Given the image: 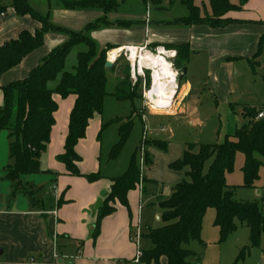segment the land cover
Returning <instances> with one entry per match:
<instances>
[{
    "label": "crops",
    "instance_id": "1",
    "mask_svg": "<svg viewBox=\"0 0 264 264\" xmlns=\"http://www.w3.org/2000/svg\"><path fill=\"white\" fill-rule=\"evenodd\" d=\"M161 1L154 0V4H161ZM2 2L6 6V12L0 16V46L17 39L23 31L35 33L42 28V23L31 15L20 16L14 9L12 0ZM28 2L35 10L48 16L50 22L59 28L48 32L43 46L2 75V86L28 76L44 56L69 39L71 32L84 31L89 24L105 20L108 24L103 23L88 32L99 51L107 46H113V50H117L116 48L126 45H144L147 42L165 46L186 43L190 47L191 55L190 61L185 65L188 67L185 79L192 59L201 56L203 63H207L208 80L212 84L210 89H213L215 103L226 102L231 108L232 121L225 132V138L227 135H233L237 128L248 122L244 113L245 106L264 111V76L262 81L258 77V69H264L261 56L256 59L259 62L257 73H254L249 63V59H253L257 53L259 39L264 34V0H248L241 9L229 13L231 23L218 28L205 24L185 26L174 23L184 16L169 19L161 16L151 18L149 12L148 18V14L120 12L118 8L110 12L98 8L67 9L62 0ZM75 64L76 62L68 71L72 70ZM183 79L174 107L162 108L171 110L168 114H173L175 107L177 114L189 112L192 103L187 105V100H193V104H196L199 99L198 95L192 94L198 92L195 85ZM239 79L241 83H238ZM118 85L117 77V84L112 91H115ZM259 87L262 93L257 95L256 90ZM53 98L58 104L54 113L55 124L48 148L40 157L42 170L49 172L22 177V182L27 188H42L38 191V199L41 200L38 207L32 205L29 197L21 191L14 196V187L5 177L7 166L13 163L9 150V133L6 130L0 132V264H133L137 245L131 240V235L138 228L141 232L139 244L142 250L153 247L143 235L150 228L164 225L161 219L163 210L159 201L171 195L179 182L188 179L189 167L177 170L172 168V163L182 158L188 144L192 142L177 143L173 135L165 138L151 137V141L166 142V148L162 149L153 143L148 145L147 153L151 164L147 165L142 173V187L138 185L128 192L127 206L116 202V210L102 219L99 233L94 237L98 209L111 191L112 179L123 174L130 162L129 159L126 164L119 166L116 163L117 158L111 157L107 166L102 162L104 132L110 128L111 122H115L119 117H112L109 124L104 126L102 113L94 114L89 121L86 136L76 146V151L81 157L78 168L82 175H72L66 165L58 160V155L64 152L70 113L77 96L70 94L63 98L54 93ZM1 101L0 96V103ZM197 120L200 125H204L201 119H195L193 122ZM143 121L145 122V118ZM160 130H165V127L162 126ZM157 132L156 128H152V133ZM109 137L108 143H113L115 133L112 132ZM111 151L109 150L110 156ZM258 158L263 162V166L253 187L244 186L242 168L245 155L242 152L237 153L235 169L226 174V182L235 188V198L238 201L258 202L264 211V158ZM96 172H101L102 177L94 182L84 176ZM45 183H48L47 190L44 189ZM47 194H50L52 199L49 205L45 201ZM206 214H209V217L203 219L202 240L192 241L186 247L199 256V264H236L240 250L249 244V228L238 222L236 231L225 242L219 243V228L214 224L216 211L209 208ZM210 222H213L212 227ZM149 264L169 263L168 258L162 256L157 262L151 261ZM237 264H264V237L261 245L252 248L245 259Z\"/></svg>",
    "mask_w": 264,
    "mask_h": 264
},
{
    "label": "trees",
    "instance_id": "2",
    "mask_svg": "<svg viewBox=\"0 0 264 264\" xmlns=\"http://www.w3.org/2000/svg\"><path fill=\"white\" fill-rule=\"evenodd\" d=\"M62 1L67 9L98 8L105 12L116 10L120 4L119 0ZM247 1L239 0L238 4H234L231 0H209L212 12L202 15L194 0H182L189 14L174 23L185 26L205 24L213 28L223 27L232 22L227 14L241 9ZM12 5L20 16L28 14L41 22L42 28L35 33L23 31L17 39L0 46V80L5 72L18 66L26 56L43 46L48 32L59 28L50 22L48 16L35 10L28 0H12ZM5 12L6 6L0 0V16ZM101 22L89 24L84 31L71 32L69 39L44 56L28 76L0 85V132L6 130L9 133V150L13 160L6 168L5 177L14 187V196L18 191L23 192L35 207L41 204L37 193L42 188H27L22 182V177L49 172L42 170L40 157L48 148L55 124L54 113L58 104L53 94L58 93L63 98L70 94L77 96L70 113L64 152L58 155V160L66 165L70 174L78 176L82 175L78 168L81 157L76 151V146L86 136L89 121L94 114L102 113L104 98L113 95L118 100H133L137 97L138 88L132 89L131 84L127 89L108 90L107 53L115 47L107 46L99 51L96 42L88 34L103 23L108 24L105 20ZM79 45H85L86 49L77 53L76 64L68 71L67 58ZM166 47L177 50V68L188 64L191 55L188 44H168ZM263 48L264 34L259 39L257 53L253 59H249L254 73H257L259 67L256 59L261 56ZM244 108L248 122L237 128L233 135H227L222 143H189L182 158L172 163V168L177 170L189 167V180L179 182L171 195L159 201L163 210L161 219L164 225L150 228L143 235L153 245L151 249L143 251L145 263L157 262L160 257L166 256L169 264H199V256L186 246L192 241L202 240L203 219L209 208L216 211L214 224L219 228V243L225 242L236 231L238 222L250 230L249 244L240 250L236 264L243 261L252 248L261 245L264 237V211L258 202L238 201L235 198V188L226 182V174L235 169L238 152L245 155L242 168L245 187L254 186L263 166L258 156L264 158V117L257 118L261 112L260 108ZM133 125V119L129 118L121 126L120 139L112 148L111 158L119 156ZM150 143L162 149L167 146L166 142L160 140H152ZM137 151L132 155L126 171L112 179L111 191L98 209L94 237L99 233L102 219L116 210V202L127 206L128 192L143 182ZM211 158L213 160L205 172L206 162ZM146 162L151 164L148 153ZM84 176L94 182L100 179L102 174L96 172Z\"/></svg>",
    "mask_w": 264,
    "mask_h": 264
},
{
    "label": "rangeland",
    "instance_id": "3",
    "mask_svg": "<svg viewBox=\"0 0 264 264\" xmlns=\"http://www.w3.org/2000/svg\"><path fill=\"white\" fill-rule=\"evenodd\" d=\"M231 1L236 3L239 2V0ZM119 2L120 4L118 6V9L120 12H137L139 14L143 13L144 15L148 14V4L146 3L150 2L149 12L151 14V18H159L158 16H161V18L169 19L174 18V16H186L189 13L187 6L182 3V0H162L161 4H154V0H146V3L140 0H119ZM194 2L197 6L199 5L200 13L202 15L207 14V11L211 14L212 11L209 0H194ZM227 16H229V13L227 14ZM84 48L86 49L85 45H79L74 48L72 53L67 58L66 70H69L70 66L76 62V54L79 52V50H85ZM260 60L264 65V51L260 57ZM249 73L253 75L251 72ZM263 76L264 69H262L261 67L258 69V77L261 81ZM107 77V87L109 91L114 90V87L117 84L118 77V88H120V90L127 89V87H129L128 85L131 84L132 89H135V87L136 89L138 88V94L137 97H135L133 100H118L113 95H108L104 98L102 110L104 125H108L112 117H119V119L115 122L112 121L113 124L111 122L110 128L104 132L102 138L104 142L102 158L104 166H107L106 164L108 163V159L111 157L109 155V150L111 151L110 148H112V144H116L120 139L119 134L121 126L129 118L133 119L134 125L126 144L117 157L116 163L119 166L122 164H126L129 159H131L137 145H139L140 147L141 145L142 147L146 146L147 153V148L151 141L150 138H154L153 136H161L162 138H165L173 135V138L177 143H185V141L192 143L223 142L225 138V132L231 125L230 122L232 121L231 108L229 103L226 102H219V104L215 103L214 95H212L213 89H210V87H212V84L208 80L207 63L206 61L205 63H203L201 56L195 57V60L192 59V61L190 62L189 73L186 79H183L188 80L190 84L195 85L194 87L198 89V92H193L192 94L198 95L199 98L196 104H193V100H187V105H189V102H191L192 104H190L189 112L185 113L177 114L178 111L176 107L173 110V114H168L169 112H171V110L168 109H159L161 111H157L156 113L143 111L142 98L144 93V85L146 84L147 89L150 88V75L147 74L146 79L140 78L138 82L134 83L131 76V68L125 56H123L118 63H116L115 61L113 68L108 69ZM238 83H241L240 79L238 80ZM214 89L216 90V87ZM261 93L262 90L259 87L256 90V94L259 95ZM144 114L146 123L143 121ZM195 119H201L204 125H200L198 123V120L194 123L193 121ZM162 126L165 127V130L163 131L160 130ZM152 128H156L158 132L152 133ZM112 132L115 133V140L113 141V143H108V141L110 140L109 136ZM139 146L137 152L138 164L140 155ZM211 161L212 159L206 162L204 169L205 172L208 171ZM187 180H189V177ZM47 186L48 183H45L44 189L47 190ZM37 197L40 198L39 193H37ZM45 198L47 205H49L52 201L50 194H47ZM208 217L209 214H206L204 219H208ZM212 225L213 222H210V227H212ZM239 231L242 230L239 229ZM144 244L145 243L143 242L142 245Z\"/></svg>",
    "mask_w": 264,
    "mask_h": 264
},
{
    "label": "built area",
    "instance_id": "4",
    "mask_svg": "<svg viewBox=\"0 0 264 264\" xmlns=\"http://www.w3.org/2000/svg\"><path fill=\"white\" fill-rule=\"evenodd\" d=\"M149 11H150V2H148V18H149ZM118 50L117 57L113 59L112 61H117L119 58H122L125 56L126 60L130 63L131 66V76L133 78L134 83L138 82L140 78L146 79V75H150V88L147 89L146 84L144 85V93H143V111H150L153 113H156V104L154 101L149 97L148 93L150 92L152 85H153V72L154 69L149 66V59H143L142 58H148V57H154L157 55H163L166 57L167 60L170 61V64L172 68L177 73L176 77H178L179 68H176L175 66V59L177 57V50L168 48L165 45H157L152 46L150 43H145L144 45H126L123 47L116 48ZM113 50V49H112ZM107 53V59L110 60V52ZM144 62V64L141 65V62ZM179 84L177 88V92L179 91ZM264 117V111H261L258 115V119H261ZM145 118V114L143 116V119ZM145 138V137H144ZM140 155H139V168L141 171V174L146 169V146L141 145L139 146ZM140 187H142V182L139 184ZM53 188H56L53 186ZM140 239H141V232L137 228L135 231H133L131 235V240L136 243L137 250L133 259V264H146L143 261L144 253L142 248L140 247Z\"/></svg>",
    "mask_w": 264,
    "mask_h": 264
},
{
    "label": "bare ground",
    "instance_id": "5",
    "mask_svg": "<svg viewBox=\"0 0 264 264\" xmlns=\"http://www.w3.org/2000/svg\"><path fill=\"white\" fill-rule=\"evenodd\" d=\"M117 53L118 50H112L110 52V61L117 57ZM143 59H149V66L154 69L153 85L148 95L156 104V111H161L159 109L170 106L172 109L178 93L177 73L172 68L170 61L163 55ZM142 64H144L143 61L141 62Z\"/></svg>",
    "mask_w": 264,
    "mask_h": 264
},
{
    "label": "water",
    "instance_id": "6",
    "mask_svg": "<svg viewBox=\"0 0 264 264\" xmlns=\"http://www.w3.org/2000/svg\"><path fill=\"white\" fill-rule=\"evenodd\" d=\"M114 64H115L114 61H110L108 59L106 60V68L111 69V68H113ZM187 72H188L187 66H183L179 69V73H178V77H177V81H178L179 86H180L182 79L187 74Z\"/></svg>",
    "mask_w": 264,
    "mask_h": 264
}]
</instances>
